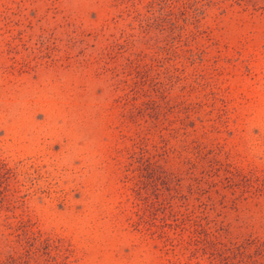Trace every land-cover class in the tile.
<instances>
[{
	"label": "rangeland",
	"instance_id": "obj_1",
	"mask_svg": "<svg viewBox=\"0 0 264 264\" xmlns=\"http://www.w3.org/2000/svg\"><path fill=\"white\" fill-rule=\"evenodd\" d=\"M31 237L264 264V0H0V258Z\"/></svg>",
	"mask_w": 264,
	"mask_h": 264
},
{
	"label": "trees",
	"instance_id": "obj_2",
	"mask_svg": "<svg viewBox=\"0 0 264 264\" xmlns=\"http://www.w3.org/2000/svg\"><path fill=\"white\" fill-rule=\"evenodd\" d=\"M127 41H125V44L127 45ZM127 46L124 48L126 49ZM155 216V215H152ZM154 218V217H152ZM178 223L177 218L174 217V222L173 224ZM153 225V223H151ZM165 224V223H164ZM16 234H19L20 236H24L28 238V236L25 234V229H19L16 231ZM26 233L30 234L29 230H26ZM32 236V234H30ZM30 240V241H29ZM28 241H23V243H18L20 248L22 249L21 251H16L14 253L4 255L3 257L0 258V264H39V260L41 258L43 259H51L54 261L53 264L58 263V255L57 253L54 255H49V248L50 244H48L46 241L47 240H42L39 238H30ZM191 244L195 243L196 241L195 237L192 238ZM188 242V241H187ZM202 251L204 255H206V258L211 264H242L241 262L234 261L232 258L228 257V254L222 253L218 249H213V248H206V245H201ZM194 248V247H193ZM191 249L190 251L196 252V245L195 249ZM43 250V251H42ZM60 253V252H59ZM253 264V262H252Z\"/></svg>",
	"mask_w": 264,
	"mask_h": 264
}]
</instances>
